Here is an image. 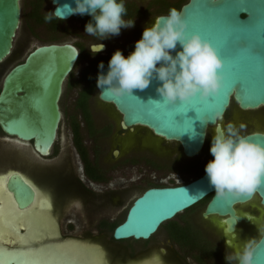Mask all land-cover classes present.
<instances>
[{
    "label": "flooded vegetation",
    "instance_id": "obj_1",
    "mask_svg": "<svg viewBox=\"0 0 264 264\" xmlns=\"http://www.w3.org/2000/svg\"><path fill=\"white\" fill-rule=\"evenodd\" d=\"M181 1L182 0H125L126 13L123 18L126 21L134 20L133 26L122 28L119 35H114L101 41H98L97 37L84 33L85 24L91 19L89 15L83 16L73 14L68 19L58 20L53 18L51 21H45V15H42V8L45 6L46 0H40L38 7L35 6V0L29 1V11L26 17L28 33L31 36H35V29L42 28L49 37L48 41L42 44L68 43L77 50V59L65 78L62 92L64 89L66 94L76 95L75 106L78 111L77 100L80 96H86L84 98V107L87 110L86 115L79 111V115L81 116L80 121L71 124V143L75 165L69 164L65 159H59L61 163L58 162L56 164L57 167H55L54 172L48 171L47 167H43L45 168L44 170L41 168L39 161L44 162L46 160H53L57 157L58 151L52 146L50 152L42 156L33 150L31 142H27L31 145L34 153L35 161L33 160L32 163L35 164L36 168H31L34 171L33 176L29 174L30 171L21 172L26 178L32 181L39 192H43L47 195V201L43 202L39 200L37 194L32 191L33 200L29 204V207H32L37 201L36 207L41 208L42 206V210L46 209L47 213L43 211L47 215H50V217L49 215L48 217L53 223L54 237L48 243H52L56 246L63 245V242H66L81 246L86 256L90 254V256H92L93 248L100 249L105 254V264H229L225 258L233 253V249L226 245L222 229L214 222H212V224L217 231H210L201 226L198 227V225L196 226V223H194L195 221L193 218H190V220L183 219V217L179 215L181 213L172 218V222L165 227L164 245H159L161 243L151 241L153 239L152 237L146 240H135L133 238L115 239L113 237V229L124 220L127 210L137 196L128 206L123 219L118 221L110 231L111 224L121 213L114 214V212L117 211L125 201V199H121L120 197H122L123 193H125L133 183L139 186L145 185L142 192L149 187L186 184L202 175L205 172L206 163L213 158L209 151L210 146L206 152H204V145L198 153L199 156H201L200 154L204 152V161L199 162L197 166L198 171L204 170L202 173L196 175L189 181L171 185L151 182L152 179L164 177L166 174L167 179H171V175L179 176L180 173L176 171L178 170L177 167L181 165L186 166L191 163L196 165L195 163H198V161L195 162V160L198 159V154L188 158L185 157L180 150L181 158L184 159V161L178 160L179 162H174L173 164L176 168L173 167L168 169V172L164 173V176H161L163 174L158 173L157 170L159 169H156L154 166L150 167V169H148L149 167L147 169L134 167L135 164L146 161L147 157L151 155L154 156L151 152V149H154V147L149 143L150 140L147 139V135L157 142L165 140L153 135L143 127L134 126L131 128H121L118 112L112 105L101 102L98 98L99 89L96 87V78L98 72L101 71L98 69V64L102 61L104 63V69L108 68V61L116 49H120L123 54L127 56L133 50L135 42L141 37L143 29L146 26L152 25L159 15H167L170 8L174 7L177 9ZM181 6L182 4L178 10H180ZM64 38H69L70 40L63 41L62 39ZM98 42L103 43L105 47L102 51L93 55L88 47ZM16 57L17 56L11 53L6 62H12ZM18 63L21 62L14 63L11 68ZM1 85L2 81L0 88ZM92 95L97 96L99 105H101L98 109L96 108L97 110L93 108L90 102V97ZM229 107L228 109H230ZM228 109L223 118H225L226 115H230ZM95 110L98 111L97 114L99 116L104 115L106 120L100 124L97 123L94 114ZM235 110L236 111L231 112L229 116L231 120H236L234 118H237L236 115L251 111L255 112V114H257L255 119L260 118L263 127H261V129L260 127L252 129L249 132H264V105L252 110H241L236 105ZM255 119L251 116L247 117V121L254 122ZM220 124H222L221 121ZM74 125L79 127L77 137L81 141L82 150H78L75 145ZM112 137L119 139L114 149L109 148V144L107 143V140ZM123 143L130 145L126 149H123L121 146ZM107 149L111 150L110 159L107 158ZM153 169H156V171H153L155 174L151 176L149 170ZM13 171L18 172L20 170L7 168L0 172V175L6 174L7 176ZM23 179L25 182L27 181L25 178ZM29 183L27 182L31 190L35 189V187ZM7 195L9 194L7 193ZM209 199L210 197L208 200ZM244 208L246 209L244 210ZM240 209L244 210V213L248 214L251 218L248 222H243L239 229L235 231L236 237L233 241L245 237L252 238L254 234L259 231L257 227L264 223V209H260L257 200L246 203V205ZM254 210H257L256 212H258V214H256ZM176 217L180 218L176 220ZM202 220L210 219H204L202 217ZM166 222L163 224H166ZM190 223L193 224V226H190ZM160 227H162V225ZM10 228L17 234L13 226ZM17 229L19 233H25L24 227ZM157 231L155 233H157ZM38 232H43V228L39 229ZM214 234L218 235L215 236ZM218 238L223 239V244ZM38 246L39 245H34L26 248L32 247L34 249ZM6 248L21 249L10 245ZM26 248H22V250H31Z\"/></svg>",
    "mask_w": 264,
    "mask_h": 264
},
{
    "label": "water",
    "instance_id": "obj_2",
    "mask_svg": "<svg viewBox=\"0 0 264 264\" xmlns=\"http://www.w3.org/2000/svg\"><path fill=\"white\" fill-rule=\"evenodd\" d=\"M51 3L52 12L61 10L64 19L73 15L70 9L75 6V0H51ZM229 3L239 5V11L234 14L237 22L242 26L254 25L255 31L252 34L240 33L229 37L224 50L229 56L239 60V66L235 69L238 79L233 81L229 88L226 89L223 86L217 94L206 100L211 111H207L202 119L208 122L199 120L197 113L189 110L184 115L191 120L192 127L189 131L181 133L180 128L168 127L164 117L155 119L145 115L151 103L149 100L161 99L155 90L160 82L152 80L144 90L133 89V96L114 97L105 92L101 98L98 94L101 102L112 105L118 112L121 128L134 126L146 128L157 137L178 143L181 153L191 158L196 156L205 145L208 129L220 124L219 120L211 121V112L213 115L215 111H221L224 116L231 103H235L241 110L257 109L264 105V69H262L264 41L259 31L261 19L264 18V0H188L182 4L180 11L187 21V31L190 33L198 31L200 27L195 21L189 22V18L198 8L210 17L213 9ZM163 16L165 15H159L157 18ZM20 19V0H0V63L11 55ZM200 34L202 38L205 37L204 32ZM179 47L178 44L177 48ZM249 57L254 59L250 60ZM76 59L77 50L68 43L41 44L31 50L23 62L18 63L5 74L0 88V130L7 138L23 143L31 142L33 150L42 156L50 152L62 117L60 100L63 83ZM107 69L101 71L106 73ZM196 98H199L198 95ZM148 101V104H144ZM20 119L24 121L27 128L34 130L32 135L23 136L17 129L10 130L9 122ZM176 119L181 120L182 117L178 115ZM247 134L255 142L264 144V132L252 131ZM11 173L15 175L9 176L10 173L7 175L5 190L17 204L23 203V198L29 196H31V203L33 192L30 186L18 172ZM185 192L190 199L184 198ZM209 195L211 196L201 213L202 217L212 220L226 231L229 237H224L225 242L231 240L232 246L237 247V240L233 241L236 237L235 231L251 217L238 210L236 205L257 200L260 209H264V183H261L250 195L230 197L226 200L216 196L205 172L186 184L145 189L134 199L124 220L113 229V237L117 240L128 238L146 240L163 223ZM153 215L155 218L147 229L128 230L127 225L134 217L146 220ZM214 217L223 218L225 227H221ZM229 221L234 224H230ZM255 240L257 243L253 250V264H264V223ZM6 263L16 264V261L8 259Z\"/></svg>",
    "mask_w": 264,
    "mask_h": 264
},
{
    "label": "clouds",
    "instance_id": "obj_3",
    "mask_svg": "<svg viewBox=\"0 0 264 264\" xmlns=\"http://www.w3.org/2000/svg\"><path fill=\"white\" fill-rule=\"evenodd\" d=\"M73 14H88L84 33L97 37L98 41L119 35L122 28L132 27L134 20L126 21L125 0H75L70 9ZM45 21L64 19L61 10L48 12ZM179 44V48L177 45ZM103 43L88 47L93 55L102 51ZM173 51L175 54L173 55ZM223 60L216 48L199 32L187 31V21L182 12L170 8L167 15L156 18L146 26L133 50L125 56L116 49L109 61L107 72L99 71L96 87L114 97L132 95L133 89L144 90L152 80L159 81L156 92L160 100L175 104L189 103L194 97L207 100L223 87ZM104 69V63L98 64ZM133 96V95H132ZM223 121V113L215 111L211 121ZM207 123L208 121H203ZM246 125L232 121L218 124L211 138L210 153L213 159L205 165L208 182L217 197L229 199L250 195L264 183V144L255 142L244 132ZM257 241L249 238L225 259L231 264H253V250ZM226 245L232 247L230 241Z\"/></svg>",
    "mask_w": 264,
    "mask_h": 264
},
{
    "label": "rangeland",
    "instance_id": "obj_4",
    "mask_svg": "<svg viewBox=\"0 0 264 264\" xmlns=\"http://www.w3.org/2000/svg\"><path fill=\"white\" fill-rule=\"evenodd\" d=\"M29 1L30 0H20L21 19H20L19 28L16 31V36L14 38L13 48L11 51V53L17 57L12 62H6L7 60H5L4 62L0 63V84H1L3 77L9 71V69L11 68V66L14 63L24 61L26 55L31 51L32 48H34L36 45H40L42 43H45V41H48V39H49V37L46 34V31L43 30L42 28L41 29H35V36H31L28 33V30L26 27V17H27V13L29 11ZM186 1L187 0H182L181 3L178 5L177 9H179L180 5L185 3ZM39 3H40V0H35V6L36 7L39 6ZM52 7H53V5L50 2V0H46L45 6L42 8V12H43L42 15L50 14L48 12H52L51 11ZM62 40L67 41L70 39L64 38ZM75 99H76V95L66 94L64 89H63L61 100H60V108H61V112H62V117H61V121H60L59 128L57 131V137H56L55 143L53 145L54 148L58 151V154H57V157H55L53 160H48V161L46 160L44 162L39 161L41 164L40 165L41 168L44 170L47 167L48 171L54 172V169H55V167H57L56 164L59 162V159H61V160L65 159V161L68 162L69 164L75 165L74 164L75 160L73 157V148H72V143H71V137H72L71 136V134H72L71 133V124L76 122V121H80V119H81V116L79 115L80 112L77 110V108L75 106ZM90 102H91L93 108H95V109L96 108L98 109L99 107H101V105H99V101H98L96 95H92L90 97ZM229 108H230V109H228L229 114L231 115V112L236 111L235 110L236 104L231 103ZM96 110L94 111L95 118H96L97 123L100 124L103 121H105L106 119H105L104 115H101L102 117L99 116L97 114L98 111H96ZM230 115H226L225 118H223V121H221L222 124H226L229 121H232L235 124L244 123L246 125V127L244 129L245 133L251 131L252 129H257L259 127L261 129V127H263V125H262L263 123H262L261 119L260 118L255 119L257 114H255V112H253V111L245 113V114H241V115H236L237 118L234 117L236 120H234V119L231 120V117H229ZM247 115L254 117L255 121L254 122L253 121H247V117H248ZM213 134H214L213 129L208 131V134L206 137V142H205V148L203 149L204 152H206V150L211 145V138H212ZM147 139L150 140V141L148 140L149 143L152 144V146L154 147V149H151V152L154 156L149 155L150 157H147L146 161H142L138 164H135L134 167H138V168H142V169H147L149 167L148 169H150V167L154 166L156 169H159V170H157V172L162 173L163 175H161V176H164V173H167L168 169L173 168V167L176 168V166H174V164H173L174 162H179L178 160L184 161V159L181 158L182 156L180 154V147H179L178 143L169 142V141L157 142V141H154L152 138H150V136H148V135H147ZM107 141H108L107 143L109 144V148L114 149L116 144L118 143L119 139L116 137H112V138H109ZM129 145L127 143H123L121 146L123 149H126ZM107 150H108L107 158L110 159L111 158V154H110L111 150H109V149H107ZM203 153L200 154L201 156H199V154L197 155L199 157H197L198 159L195 160V162L198 161V163H195L196 165L191 163V164L186 165V166L181 165L180 167H177L178 170H176V171L180 173L179 176L171 175V179H167V174H166L164 177H159L158 179H154V180L152 179L151 182L156 183V184L171 185V184H175V183L186 182V181L193 179L196 175H198L204 171V170H200V171L197 170V166L199 165V162L204 161ZM211 159H213V158H211ZM33 160H34V153L32 151L31 145L29 143L19 142L13 138H6L4 136V134L2 133V131L0 130V172H2L3 170H5L7 168H13V169H18L22 172L30 171L29 174L33 176L34 171L32 169L35 167V164L32 163ZM59 163H61V162H59ZM121 165H119V166H121ZM43 167H45V168H43ZM156 169L149 170L151 176H154L155 173L153 171H156ZM144 188H145V185L139 186L138 184L136 185L133 183L127 189V191L125 193H123L122 197H120V198L125 199L124 204L121 207H119L117 209V211L114 212V214H118L120 212L121 213L117 217V219L111 224L110 231L112 230V228L114 227V225L118 221L123 219L124 214H125L128 206L131 204L133 199L142 192V190ZM207 200H208V198L201 200L197 204H195V205L191 206L190 208L181 212V214H179V215L182 216L183 219H189L190 220V218H193L195 221L194 223H196V226L198 225V227L201 226V227H205L207 230H210V231H217L215 226L212 224V220H202V217H201V212L203 211V208H204ZM245 209L246 208H244V210ZM239 210L244 212V210H242V209H239ZM256 211L257 210H254V212H256ZM256 214H258V212H256ZM179 218L180 217H176L175 219L177 220ZM171 222L172 221L170 220V221L166 222V224H162V227L159 228L157 233H155L154 235L151 236L153 238V239L151 238L152 239L151 241H155L156 243H161L159 245H164L163 244L164 237H165L164 236V230H165V227H167ZM189 225L193 226V224H191V223ZM261 228H262V224L257 227L258 230ZM217 235H215V236H217ZM247 239H249V238H247V237H245L243 239L240 238L236 241V244L238 246H241L243 244V242L246 241ZM219 240L223 244V239H219ZM230 248L234 249L233 246ZM231 264H236V262L232 261Z\"/></svg>",
    "mask_w": 264,
    "mask_h": 264
},
{
    "label": "snow or ice",
    "instance_id": "obj_5",
    "mask_svg": "<svg viewBox=\"0 0 264 264\" xmlns=\"http://www.w3.org/2000/svg\"><path fill=\"white\" fill-rule=\"evenodd\" d=\"M238 11L239 5L229 3L222 4L219 8L213 9L212 15L210 17L198 8L195 14L189 18V22L195 21L197 24L200 25L199 30L196 32H204V39L211 41V43L215 46L216 50L222 54H220V57H223V66L221 71L223 74V86L226 89L231 86V83L233 81L238 79V74L235 69H237L239 66L238 58L229 56L224 50L227 45V41L229 37H232L234 35H238L240 33L252 34L255 31L254 25L242 26L237 22V19L234 14ZM259 31L261 39L262 41H264V18L261 19ZM249 59L253 60L254 57H249ZM262 69H264V65H262ZM150 102V106L145 115L155 119H160L161 117H164L166 125L168 127L180 128L182 130L181 133L189 131L192 127L191 120L184 115L189 110H194L197 113V118L201 121H204L202 117L205 115V113L207 111H211V108L210 106H208L207 101L201 100L200 98L196 97H194L189 103L179 102L175 104H168L166 102ZM148 103L149 101L144 104ZM178 115L182 117L181 120L176 119ZM9 125L10 130L17 129L23 136L32 135L34 132V130L26 127L22 119L10 121ZM11 175L15 174L10 173L9 176ZM5 181L6 177L0 176V242L3 241V237L5 235V202L3 196V191L5 189ZM25 183H27V181ZM32 191L37 194L39 200L43 202L47 201V195L45 193L37 192L36 189H33ZM184 198L190 199L187 192L184 193ZM23 200V203L19 202V204H17L16 201L12 200L9 196V202L11 204V208L8 210L9 214L21 216L28 214L31 211V209L29 208L31 196H29L28 198H23ZM154 218L155 215L146 220L137 219L134 217L129 221L127 228L131 231H143L151 225ZM229 223L234 224L232 221H229ZM229 241L231 242V240ZM71 247H73L76 252L82 250L81 246ZM3 251L4 250L0 248V253H2ZM30 251L33 255L41 257L46 256L47 259L34 260L31 262L22 261L21 264H105V254L100 249L92 250V258L90 261H79L75 258L68 259L65 257V253H63L59 249L47 251L42 249H32ZM18 254L23 255L24 253H12V255Z\"/></svg>",
    "mask_w": 264,
    "mask_h": 264
},
{
    "label": "bare ground",
    "instance_id": "obj_6",
    "mask_svg": "<svg viewBox=\"0 0 264 264\" xmlns=\"http://www.w3.org/2000/svg\"><path fill=\"white\" fill-rule=\"evenodd\" d=\"M219 123H220V121H219ZM212 129L214 130V127H210L208 129V131H210ZM159 138H161V137H159ZM165 141H170V140H165ZM171 142H174V141H171ZM18 172L21 174V176L23 178H25L27 180L28 183L30 182L33 185V187H35L34 184L32 183V181L30 179L26 178V176L21 171H18ZM0 176L7 177L6 174L0 175ZM35 189H36V187H35ZM37 192H39V191L37 190ZM7 193L8 192L5 191V189H4L3 196H4V202H5V228H4L5 235L3 237V241L0 242V248H2L4 250L2 253H0V264H7L6 262L8 259L15 260L16 264H21L22 261L31 262L34 260H46L47 259L46 256H44V257L36 256V255L31 254L30 250H27V251L22 250V248H26V247H30V246H34V245H39L38 247H36L34 249H42L45 251L59 249L60 251L65 253V257L68 259L75 258L79 261H90L91 260V258H92V256H90L91 254L86 256L83 249L79 252H76L74 250V248L71 247V246H77V245H73L70 243L63 242V245L54 246V244L48 243L54 237V235H53L54 234L53 233V230H54L53 229V223L49 219L50 215L48 214L49 215V217H48V215L46 214L47 213L46 209H43L46 212L45 213L42 210V206H41V208L36 207L37 201L35 204L32 205V207L31 206L29 207L31 209V211L28 214H25L22 216L9 214L8 210L11 208V204L9 202V195L10 194L8 193L9 195H7ZM244 205H246V203L245 204H238V205H236V208L239 210ZM51 218H52V216H51ZM214 218L217 219V223L220 224L221 227H223V228L225 227V225L223 223V218H221V217H214ZM14 224H16V225H14ZM11 226H13V228L17 234H15L11 230V228H10ZM20 227L25 228L24 234L19 233V230L17 228H20ZM42 228H43V232L39 233L38 232L39 229H42ZM222 231H223V229H222ZM56 232H57V229H56ZM223 232H224L225 237H229V234L226 233V231H223ZM260 232H261V229H259V231L257 233L255 232L256 234H254V236L252 238L256 239L259 236ZM9 245L16 247V248H21V249L6 248ZM83 247H85V246H83ZM26 249L32 250L33 248L31 247V248H26ZM12 253H24V254L23 255H19V254L18 255H12Z\"/></svg>",
    "mask_w": 264,
    "mask_h": 264
},
{
    "label": "trees",
    "instance_id": "obj_7",
    "mask_svg": "<svg viewBox=\"0 0 264 264\" xmlns=\"http://www.w3.org/2000/svg\"><path fill=\"white\" fill-rule=\"evenodd\" d=\"M86 96H80V98L77 100V107L79 109L80 112H82V114L86 115L87 110L84 107V103H85V98ZM78 126L74 125L73 130H74V134H75V145L77 146L78 150H82V145H81V141L79 140L78 136ZM209 196H207L206 198H209Z\"/></svg>",
    "mask_w": 264,
    "mask_h": 264
}]
</instances>
